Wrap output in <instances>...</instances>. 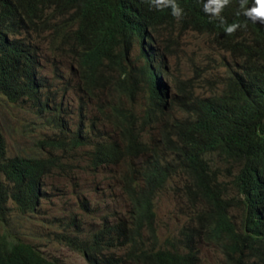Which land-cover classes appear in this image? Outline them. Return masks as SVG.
Wrapping results in <instances>:
<instances>
[{
	"label": "trees",
	"instance_id": "16d2710c",
	"mask_svg": "<svg viewBox=\"0 0 264 264\" xmlns=\"http://www.w3.org/2000/svg\"><path fill=\"white\" fill-rule=\"evenodd\" d=\"M166 1L153 0L145 9L146 22L155 33L163 24L175 22L169 17L173 7ZM237 1L226 2L225 13L233 31L222 34L234 63L226 64L223 81L209 94L194 96L188 91L194 97L190 103L186 100L180 104L181 119L175 114L167 122L175 101L165 103V84L154 82L155 75L164 72L165 52L154 56L155 49L145 37H155L145 33L148 29L144 25L137 26L134 37L124 31V24L119 25L113 14V1L0 0V95L10 103L28 102L42 113L55 114L52 124L62 133H74L67 143L43 141L42 148L49 149L47 156L30 157L11 156L0 130V264H62L47 258L35 245L13 237L10 228L14 223L8 221L9 215L13 208L21 216L36 214L45 178L63 169L57 150H74L73 147L87 146L90 141L93 170L106 173L107 167L121 161H126L129 168L120 175L121 189L128 199L127 217H107L112 221L103 223L89 240L67 238L90 264L111 263L110 254L118 249H128L123 260L137 258L139 264H198V250L193 247L170 249L159 244L156 203L179 172L192 180L193 194L215 212L202 213L207 217L205 238L224 243L231 264H264V27L253 28L248 16L238 10ZM178 4L176 8H185L181 1ZM260 6L262 10L258 11L263 15H258L264 19V1ZM180 23L204 32L197 19L186 20L182 15ZM47 33L71 45L75 72L86 97L93 99L98 91L108 87L120 95L121 103L98 107L110 110L105 118L118 130V139L98 140L93 130L79 128L75 132L63 125L62 116L58 115L62 107L49 104L50 96L43 91L45 85L39 72L36 40ZM246 35H252L251 40ZM133 38L141 40L142 46L148 44V51L143 48V82L150 83L152 99L160 101L159 110L149 108L145 117L154 118L160 111L165 122L159 138L152 141L144 140L136 113L124 102L141 91L140 86L134 85L141 76L135 74L128 60ZM180 83L185 84L176 81L175 87ZM217 159L232 168L228 183L236 192L232 200L242 211L238 226L227 208L231 205L226 195L224 200L213 189ZM221 182L224 184V179ZM145 232L151 243L140 241Z\"/></svg>",
	"mask_w": 264,
	"mask_h": 264
},
{
	"label": "rangeland",
	"instance_id": "374dc122",
	"mask_svg": "<svg viewBox=\"0 0 264 264\" xmlns=\"http://www.w3.org/2000/svg\"><path fill=\"white\" fill-rule=\"evenodd\" d=\"M177 47L169 62V72L180 83V89H174L170 84L169 95L188 103L196 95L209 94L215 86L223 81L226 64L231 63L229 55L214 48L212 38L198 33H180L173 28ZM168 29H162L166 34ZM167 37V36H164ZM56 36L49 35L36 40L39 47L40 74L45 85L43 91L50 96V105H61L63 125L72 131L92 130L98 140L116 138V128L106 121L110 110H98L100 104L105 106L117 96L110 89L97 92V97L91 99L85 96L80 88L78 74L75 72L74 55L63 42H54ZM168 85V84H167ZM182 90V93H180ZM193 95L192 96L191 92ZM147 93L143 90L135 97V106L146 103ZM133 99L126 104L129 107ZM179 104L180 101H178ZM66 108V109H65ZM51 113V112H50ZM55 114L40 112L28 102L13 104L0 95V130L6 138L9 154H20L30 157L47 156V149L42 148V142L56 139V143L69 142L74 133L60 132L52 124ZM71 118V119H70ZM160 121V120H159ZM159 123L146 127L149 132L145 139L159 137ZM87 146L73 147L74 150H57L62 158V170H56L47 176L43 184V196L36 214L21 216L14 208L9 215L10 223H14L11 235L29 242L39 248L52 261L62 264H90L83 254L67 238L78 242L89 240L91 234L101 229L109 216L122 215L119 210L127 206L122 195L119 182L112 177L111 168L102 173L93 170L89 153L90 141ZM236 167V166H235ZM237 168V167H236ZM113 170V168H112ZM213 189L228 200L227 206L235 225H239L242 211L233 198L236 192L228 183L230 165L217 159ZM224 184H222L221 180ZM194 184L183 173H177L168 188L159 195L157 207V232L162 248L174 246L193 247L198 250V264H231L224 243H215L204 234L207 217L215 212L210 205L193 194ZM226 195V197H225ZM115 213V214H113ZM105 218V220H104ZM90 236V237H89ZM140 241L150 242L147 232L142 234ZM206 237V238H205ZM151 243V242H150ZM141 248H144L139 243ZM126 251L118 249L111 252V263L105 264H139L137 260H122Z\"/></svg>",
	"mask_w": 264,
	"mask_h": 264
},
{
	"label": "clouds",
	"instance_id": "9594fccd",
	"mask_svg": "<svg viewBox=\"0 0 264 264\" xmlns=\"http://www.w3.org/2000/svg\"><path fill=\"white\" fill-rule=\"evenodd\" d=\"M107 1L108 0H104V2H107ZM111 1H113V14L118 19L117 22L119 25L124 24L125 26L124 31L128 32L131 36L134 37L137 31V26L144 25L145 29H148L145 33H148L149 35L155 37L154 39L148 36L145 37L148 42H150L151 44L152 42L154 43L152 44V47L155 49L154 56L156 53L160 54L161 52L162 53L165 52L164 58H163L164 64H165V67L163 69L164 72L163 74H156L154 77V82H160V83L165 84L166 86L165 87L166 89V96H165L166 102L165 103L168 104L169 102H172L173 100L175 101L173 102L171 109L168 111L169 117L166 118L167 122H171V119L174 118L175 114H176V118L181 119L182 116L179 113V110L181 108L179 107L180 104L178 101H180V103L183 104L182 99L177 100L178 95H176L175 97L169 95V90H170L169 85L170 84H172L173 88L177 90L180 87V86L178 88L175 87L176 80L174 79V76L170 74L168 70L170 66L169 65L170 59L173 57L174 50L177 47L176 41L174 42L173 40V36L175 35L173 28H176L177 30H179L180 33H193V34L198 33L201 35L211 37L214 48H216L217 50H219L220 52L224 54L229 55L230 58L232 59V62L228 64L234 63L232 56L225 49L226 42L222 38V34L228 35L229 33L233 31V27L232 26L230 27V24L228 23V18L225 13V10H226L225 8L227 7L226 6L227 0H169V1L167 0L166 2H168L169 5L173 7L170 11L169 17L175 22L173 24H168V23L163 24V26H161L157 30V33L151 30V28L146 22L147 18L145 16V9L149 7L148 4L149 3L151 4L153 0H111ZM178 1H181L182 5L185 8H180V9L176 8L177 6H179ZM263 1L264 0H238L237 1V5L240 4V9L238 10L248 16V20L253 24V28H256V29L259 28V26L264 27V19L258 15V13L260 15H263V13L258 11V10H262L260 4H262ZM182 15L185 16L186 20H188L189 17L191 18V20L192 19L199 20L203 25L202 30H204V32L195 30L191 24H190V27L188 28L184 27L180 23V21H182ZM162 29H168L169 32H167L166 34H162L161 33ZM252 35L251 36L246 35V36L249 38V40H251ZM164 36H167V37H164ZM175 36L179 37V34ZM67 39L69 40V42H72L71 38H67ZM151 39H152V42H151ZM155 39H157L158 42ZM54 42H63V40L62 38H59L58 36H56V38L54 39ZM65 46L71 48L70 47L71 45H65ZM147 46H148L147 42H145V44L142 46L141 40H137L133 38V41L128 48V60L130 64L133 65V68H134L133 71L135 72L137 76L139 75L141 76V78L139 77L134 82L135 83L134 85L141 87V91H137L135 97L144 90L148 95L146 103L142 106L136 107L135 106L136 99L134 98V100L132 101L129 107L126 104L127 108L131 109L132 111L136 113V117H137L136 123L138 124L139 130L141 132H144L145 141H148L145 139V135L149 133L146 130V127L159 123L160 125L159 131H160V129L163 127V124H165V122L163 121V118H160V115L162 114L160 111L156 113V116H154V118L145 117L146 115L145 111L147 109L154 108L156 110H159L160 108L158 104L160 101L152 99V94L149 89L150 83L146 85L143 82L144 79L146 78L143 73L144 65L146 61V57L145 55H143L144 54L143 48L146 47V50L148 51L149 49L147 48ZM72 55H74V51L71 49V56ZM106 89L112 90L117 95L113 99V101L109 102L111 105L121 103L122 98L114 90L113 87L112 88L108 87ZM126 99H124V102L127 103L130 99L128 101ZM115 134L119 135L117 129H116ZM118 138L119 136H117L114 139H118ZM159 146L162 147V145H159ZM167 155H169L168 152H167ZM127 165L128 164L126 161H121L119 165L110 167L111 172H113V174H111V172H108L109 174H111V179L112 177H114L115 179L118 180L120 189H121V184H122V179H123L120 177V175H123L129 170ZM121 192H122V195L125 197V200L128 205V199L126 195L123 193L122 189H121ZM112 208L118 213L122 211V215H115L117 219L127 217V211H128L127 206H123L120 210L116 206H113ZM108 215L114 216L111 213H108ZM109 221H112V219H110ZM125 251H128V249H126ZM186 251H189V250H186ZM126 260L129 261L131 259L127 258ZM132 260H137V258H132Z\"/></svg>",
	"mask_w": 264,
	"mask_h": 264
},
{
	"label": "bare ground",
	"instance_id": "6f19581e",
	"mask_svg": "<svg viewBox=\"0 0 264 264\" xmlns=\"http://www.w3.org/2000/svg\"><path fill=\"white\" fill-rule=\"evenodd\" d=\"M152 42V41H151ZM152 44H154L153 42H152ZM66 109V108H65ZM71 119V118H70ZM93 130V129H92ZM88 135V134H87ZM107 146V145H106ZM98 147V146H97ZM101 147V146H100ZM107 147H109V146H107ZM103 148V147H102ZM101 149V148H100ZM108 151V150H107ZM113 152V151H112ZM136 203V202H135ZM138 206V205H137Z\"/></svg>",
	"mask_w": 264,
	"mask_h": 264
}]
</instances>
